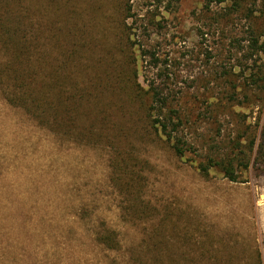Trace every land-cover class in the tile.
<instances>
[{"label":"rangeland","instance_id":"obj_1","mask_svg":"<svg viewBox=\"0 0 264 264\" xmlns=\"http://www.w3.org/2000/svg\"><path fill=\"white\" fill-rule=\"evenodd\" d=\"M202 8L203 0H0V64L12 60L9 43L25 33L40 38L30 54L43 77L66 69L101 77L106 94L115 76L127 103L148 80L167 77L170 94L187 101L179 104L191 113L183 133L195 147L177 156L144 124L121 142L133 149L124 171L144 204L137 218L118 185L115 140L51 131L0 89V264H151L156 236L165 243L154 264H198L184 259L187 251L213 256L210 264H264V55L262 87L240 103L215 105L226 51L199 36ZM212 152L232 161L235 181L220 166L207 174L197 168ZM105 228L116 248L98 242Z\"/></svg>","mask_w":264,"mask_h":264},{"label":"trees","instance_id":"obj_2","mask_svg":"<svg viewBox=\"0 0 264 264\" xmlns=\"http://www.w3.org/2000/svg\"><path fill=\"white\" fill-rule=\"evenodd\" d=\"M202 12L205 17L197 29L199 36L206 41L205 36L209 35L217 48L220 46L226 51L223 56L225 64L220 67L216 77L217 80L223 81V87L215 105H220L223 100L233 105L240 103V98L248 99L250 92L254 88H261L263 84L261 65L258 61L264 55V0H203ZM15 37L9 43L12 60L0 64V89L4 98L10 104L24 108L51 131H63L68 138H80L81 141L102 138L109 143L115 140L113 167L122 169L120 175L115 171L116 176H119L118 185L131 197L127 199L129 204L126 210L141 218L144 204L142 200H137L138 195L131 189L133 178L124 171L133 149L128 141L125 144L121 142L139 133L140 128L142 132L144 124L148 134L162 137L177 156H183L186 152L194 153V145L183 133L188 121L185 116L191 115L190 112L186 114L179 105L180 102H187L183 100L185 96L170 94L172 87L167 77L160 81H156V78L148 80L141 95L128 94L130 97L132 94L135 103L132 100L127 103L117 94L124 90L119 87L115 76L108 77V83H111L114 89L108 87L109 92L106 94H101L104 90L101 77L91 79L87 75L74 76L75 73L69 69H66L63 75L47 72L48 77H43L40 73L45 70L44 66L40 61L31 59L33 56L30 54L32 47H38L40 38L36 39L34 35L25 33ZM210 48L213 50V47ZM150 61L152 67L159 65V58L154 53H151ZM210 105L215 106L213 103H207L206 107ZM139 115L144 121H140ZM243 138L237 140L236 145H239ZM254 138L255 135L249 140L250 147L254 144ZM261 138L264 140V120ZM235 149L238 150L237 147ZM260 160L261 157L256 155L255 164ZM232 164L231 160H223L216 152H212L204 157L197 168L207 174L210 167L220 166L225 176L235 181ZM96 238L108 248H116L118 245L114 231L110 229L105 228L98 232ZM155 239L149 242V246L156 250L153 256L147 258L151 264L163 259L160 254L163 245L157 244H163L165 240L158 242L157 236ZM167 257L170 258V255H166ZM184 259L192 263L210 264L208 260L214 257L205 253L200 256L190 255L187 251ZM215 259L218 257L215 256ZM221 259L231 264L229 258Z\"/></svg>","mask_w":264,"mask_h":264}]
</instances>
